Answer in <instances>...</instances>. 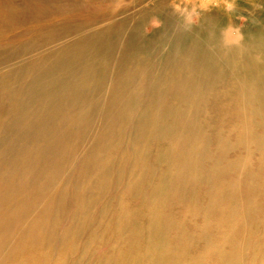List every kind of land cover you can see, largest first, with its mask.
<instances>
[{"label": "bare ground", "instance_id": "bare-ground-1", "mask_svg": "<svg viewBox=\"0 0 264 264\" xmlns=\"http://www.w3.org/2000/svg\"><path fill=\"white\" fill-rule=\"evenodd\" d=\"M0 50V264H264V0H0Z\"/></svg>", "mask_w": 264, "mask_h": 264}, {"label": "rangeland", "instance_id": "rangeland-1", "mask_svg": "<svg viewBox=\"0 0 264 264\" xmlns=\"http://www.w3.org/2000/svg\"><path fill=\"white\" fill-rule=\"evenodd\" d=\"M2 48V47H1ZM1 51V50H0ZM21 58H13L11 60L8 61V64H16L17 62H19ZM1 62V61H0ZM1 63H0V74H2L4 69H1Z\"/></svg>", "mask_w": 264, "mask_h": 264}]
</instances>
